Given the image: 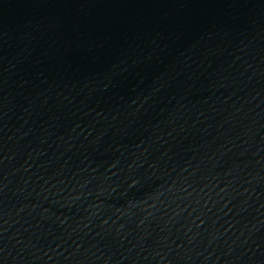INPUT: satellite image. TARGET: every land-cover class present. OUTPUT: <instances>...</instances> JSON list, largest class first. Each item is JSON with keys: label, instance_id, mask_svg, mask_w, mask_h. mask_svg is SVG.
<instances>
[{"label": "water", "instance_id": "obj_1", "mask_svg": "<svg viewBox=\"0 0 264 264\" xmlns=\"http://www.w3.org/2000/svg\"><path fill=\"white\" fill-rule=\"evenodd\" d=\"M0 264H264V0H0Z\"/></svg>", "mask_w": 264, "mask_h": 264}]
</instances>
